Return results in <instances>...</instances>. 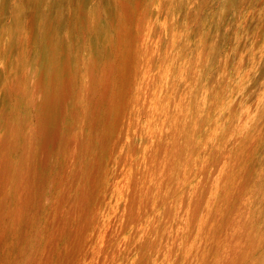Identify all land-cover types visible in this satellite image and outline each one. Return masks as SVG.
Wrapping results in <instances>:
<instances>
[{"label": "rangeland", "instance_id": "rangeland-1", "mask_svg": "<svg viewBox=\"0 0 264 264\" xmlns=\"http://www.w3.org/2000/svg\"><path fill=\"white\" fill-rule=\"evenodd\" d=\"M0 264H264V0H0Z\"/></svg>", "mask_w": 264, "mask_h": 264}, {"label": "bare ground", "instance_id": "bare-ground-1", "mask_svg": "<svg viewBox=\"0 0 264 264\" xmlns=\"http://www.w3.org/2000/svg\"><path fill=\"white\" fill-rule=\"evenodd\" d=\"M59 93H61V92H59ZM61 95V94H60ZM47 120V119H46Z\"/></svg>", "mask_w": 264, "mask_h": 264}]
</instances>
